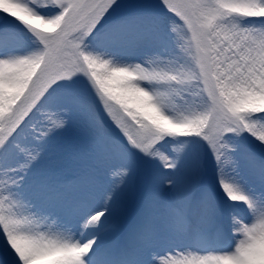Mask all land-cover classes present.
Returning a JSON list of instances; mask_svg holds the SVG:
<instances>
[{
  "label": "snow or ice",
  "instance_id": "1",
  "mask_svg": "<svg viewBox=\"0 0 264 264\" xmlns=\"http://www.w3.org/2000/svg\"><path fill=\"white\" fill-rule=\"evenodd\" d=\"M0 264H264V0H0Z\"/></svg>",
  "mask_w": 264,
  "mask_h": 264
}]
</instances>
